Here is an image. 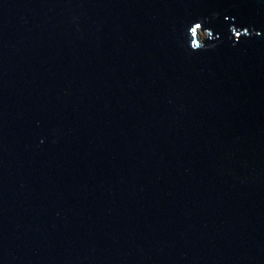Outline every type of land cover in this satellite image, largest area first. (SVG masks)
Wrapping results in <instances>:
<instances>
[{"label": "water", "instance_id": "1", "mask_svg": "<svg viewBox=\"0 0 264 264\" xmlns=\"http://www.w3.org/2000/svg\"><path fill=\"white\" fill-rule=\"evenodd\" d=\"M0 264H264V0H0Z\"/></svg>", "mask_w": 264, "mask_h": 264}, {"label": "clouds", "instance_id": "2", "mask_svg": "<svg viewBox=\"0 0 264 264\" xmlns=\"http://www.w3.org/2000/svg\"><path fill=\"white\" fill-rule=\"evenodd\" d=\"M213 15H219V13H214ZM208 17L201 18L199 21L194 22L185 31V42L189 47L190 52H199L202 50H207L209 48L216 47V41L221 39L220 34L215 33L211 27H205V21ZM230 32L234 34L236 40H240L245 36H251L253 34L259 35L254 28L244 27L239 28L235 24L230 27ZM213 41V43H209Z\"/></svg>", "mask_w": 264, "mask_h": 264}]
</instances>
